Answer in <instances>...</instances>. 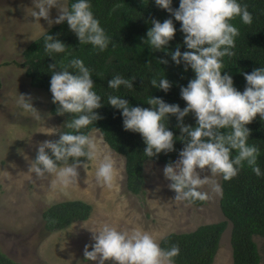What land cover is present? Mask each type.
Wrapping results in <instances>:
<instances>
[{
    "label": "clouds",
    "instance_id": "obj_1",
    "mask_svg": "<svg viewBox=\"0 0 264 264\" xmlns=\"http://www.w3.org/2000/svg\"><path fill=\"white\" fill-rule=\"evenodd\" d=\"M154 4L171 15L163 22L153 18L142 43L152 51H164L175 65H183L185 71L190 68L194 73L186 86H180V97L186 102L183 108L154 96L147 99L150 107L132 106L118 94L108 95L104 103L95 90L93 69L76 56L56 61L53 54L66 53L69 45L58 39V34H49L40 23L43 18L51 28L66 21L79 45L90 44L103 52L112 37L94 15L91 0H71V3L69 0H32L29 16L43 29L46 56L55 61L47 68L51 72L52 103L57 106L56 114L70 117L64 121L68 131L47 127L52 129L48 134H58V139L38 142L28 169L31 178L35 174L34 181L52 177L53 191H65L78 184L80 167L86 169L91 162L96 183L115 188L122 178L123 164L118 167L108 147L95 135L82 131L102 119L96 110L104 104L120 110L125 130L140 134L145 144L143 154L148 159L176 151L177 140L183 143L177 159L169 160L162 169L163 177L169 181L168 188L175 193L173 199L178 202L192 204L208 198L207 193L201 191L203 185L210 182L208 175L202 177L205 172L230 180L246 164L257 177L264 176L258 164L261 149L248 143L251 129L247 127L257 115L264 121V65L251 73H243L246 81L243 91L238 90L233 77L223 71L224 58L235 55L236 38L240 36L239 28L232 21L239 17L245 25L253 23L248 5L242 0H179L177 8H173V0H154ZM53 8L58 12L54 18L51 17ZM174 20L180 22L184 51L180 45L175 50L168 48L177 32ZM168 62L162 57L157 60L159 65ZM134 79L116 74L107 81V88L114 93L122 86L132 89ZM149 83L165 93L172 87L164 71ZM17 105L44 125L46 118L33 105L30 94H19ZM189 114L195 118V124L184 122ZM171 116L176 118L179 135L168 127ZM211 183L214 191H222L218 183ZM54 201V196L49 197V206ZM85 228L90 231L92 240L84 246L82 260L87 264L89 261L95 264H176L175 258L181 252L178 244L162 246L168 240V233L157 235L143 227L121 229L106 222ZM68 261L71 264V259Z\"/></svg>",
    "mask_w": 264,
    "mask_h": 264
},
{
    "label": "trees",
    "instance_id": "obj_2",
    "mask_svg": "<svg viewBox=\"0 0 264 264\" xmlns=\"http://www.w3.org/2000/svg\"><path fill=\"white\" fill-rule=\"evenodd\" d=\"M248 5L253 14V23L245 25L240 18L232 23L240 30L236 38L235 55L225 57L227 71L234 81V86L243 91L246 81L243 73H251L255 68L264 65V0H242ZM71 3V0H69ZM92 11L99 19L101 26L112 37L109 47L100 52L89 45H79L75 34L69 30L67 22L57 24L48 30V33L69 45L68 51L62 54H53L56 61L66 60L69 55L83 59L86 66L93 69L92 79L95 90L107 103L110 94L124 96L132 106L150 107L146 102L150 96L160 97L167 103H177L181 108L186 102L180 97V86H186L188 80L194 77L189 68L184 70L183 65H175L170 55L164 51H152L142 43L146 38L147 30L152 26L150 21L155 18L163 22L170 17V13L158 8L154 0H91ZM173 8L179 6V0H173ZM177 32L168 48L175 50L180 45L184 51L183 34L179 31L180 22L174 20ZM44 37L32 41L22 51V60L13 61L15 65L23 67L29 85L39 88L49 94V111L52 115L60 116L62 123L59 131H68L64 121L70 119L56 114V104L52 103L50 88L51 72L48 65L54 63L52 57L46 56ZM165 58L168 64H158L159 58ZM7 63H4L6 65ZM172 82L167 93L150 85V79L162 74ZM121 74L132 81L133 88L123 86L118 93L107 88V81L112 76ZM223 74V72H222ZM102 119L84 129L87 133L98 130L103 139L113 151L121 155L124 160L126 187L129 192L140 195L144 192L145 178L143 173L146 162L166 164L169 160L178 157V151L183 147L179 140L175 142L176 151L167 154L161 153L157 158L148 159L143 154L145 144L139 133L125 130L120 110L104 104L96 110ZM185 123L195 124V118L189 114L184 118ZM175 116L169 118L168 127L176 135L179 129L175 127ZM251 129L249 144L258 145L261 149L258 164L264 172V121L257 117L247 125ZM58 135L57 138L58 139ZM236 153L234 152L233 155ZM36 155V154H35ZM35 155L33 159L35 158ZM83 159V158H81ZM221 196L220 209L225 220L199 225L193 231L170 233L163 247L178 244L181 252L176 257V264H212L220 248V239L227 227L231 224L230 247L232 264H260L261 255L254 236L264 238V176L257 177L246 164L239 174L230 180L220 176ZM204 201L192 202L194 205L204 204ZM92 206L79 199L65 200L52 204L42 211L46 231H56L70 226L74 222L88 219ZM0 264H21L9 257L0 247Z\"/></svg>",
    "mask_w": 264,
    "mask_h": 264
},
{
    "label": "rangeland",
    "instance_id": "obj_3",
    "mask_svg": "<svg viewBox=\"0 0 264 264\" xmlns=\"http://www.w3.org/2000/svg\"><path fill=\"white\" fill-rule=\"evenodd\" d=\"M32 0H0V247L9 257L21 264H87L83 259L84 246L91 244V233L85 228L110 223L121 229L143 227L153 234L180 233L195 230L199 225L225 220L220 209L221 192L213 189L211 181L220 185V176L208 175L209 183L201 188L208 198L202 205L174 200L175 193L168 188L162 169L165 164L146 162L143 173L144 192L135 195L126 187L124 158L111 149L98 130L95 135L112 152L117 166L123 164L122 178L114 189L98 185L94 179L95 167L79 169L78 184L65 191H53V179L34 181L29 172L38 142L55 140L58 134H48L51 128L59 131L60 116L49 111L50 96L29 85L23 67L12 63L22 60V51L39 38L43 29L29 16ZM57 9H51L56 17ZM40 23L47 31V22ZM54 24L51 26H55ZM4 63H7L4 65ZM19 94H30L33 105L46 118L44 125L17 105ZM177 159V158H176ZM175 159V160H176ZM54 203L79 199L92 206L85 221L72 223L56 231H46L42 211ZM53 203V204H54ZM231 224L228 222L220 239V248L212 264H232L230 247ZM261 263L264 264V238L254 236ZM91 250V249H89ZM88 264H95L89 261Z\"/></svg>",
    "mask_w": 264,
    "mask_h": 264
}]
</instances>
